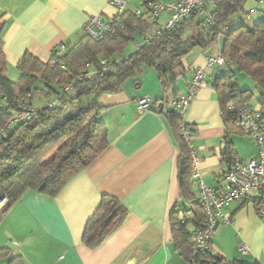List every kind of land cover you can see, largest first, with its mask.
I'll list each match as a JSON object with an SVG mask.
<instances>
[{"label": "crops", "instance_id": "1", "mask_svg": "<svg viewBox=\"0 0 264 264\" xmlns=\"http://www.w3.org/2000/svg\"><path fill=\"white\" fill-rule=\"evenodd\" d=\"M108 1L0 0V38L9 82H18L16 66L25 54L47 64L60 45L69 49L83 38L91 17L114 18ZM142 7L132 2L126 11ZM161 20L162 16L155 21V30L164 23ZM153 31L142 36L141 44L131 45L130 54ZM220 49L221 40L209 51L194 48L174 74L175 89L163 91L157 74L144 70L117 93L89 100L85 105L103 108L100 119L107 132V148L56 196L36 189L20 196L0 220V249L8 250L0 264H187L174 248L170 224L172 211L184 209L178 180L180 150L166 107L160 112L156 109L184 96L194 70H204L206 86L198 90L183 121L193 131L190 145L200 159V180L208 188L219 189L226 171L225 127L213 84L223 72L207 66L206 60ZM144 96L151 98L153 106L138 114L135 102ZM48 103H55L53 96L34 99L38 109ZM250 105L259 108L256 98ZM230 142L238 158L256 153L241 132ZM194 190L197 197L195 182ZM105 197L115 199L127 216L100 247L90 250L83 243L85 227ZM256 203L252 195L226 209L229 221L218 227L211 244L213 253L230 263L264 264V223L257 217ZM242 245L249 249L248 255H241Z\"/></svg>", "mask_w": 264, "mask_h": 264}, {"label": "trees", "instance_id": "2", "mask_svg": "<svg viewBox=\"0 0 264 264\" xmlns=\"http://www.w3.org/2000/svg\"><path fill=\"white\" fill-rule=\"evenodd\" d=\"M250 1L264 4V0H206L210 25L206 23V16L194 12L171 31L147 37L135 52L125 57L127 45L135 34L145 36L155 26V22L127 10L113 20L114 37L95 41L84 35L71 48H66L64 55L56 56V63L42 64L25 54L16 66L20 74L16 83L7 79L0 38V126L12 117L15 108L9 103L16 98L25 100L30 95L34 101L47 95L55 99V103L36 108L37 120L18 124L0 142V198L6 199L0 220L28 189L56 196L72 176L107 148V132L100 119L103 108L85 105L84 99L117 93L144 70L157 74L163 91L175 89L174 74L182 67L183 59L194 48L209 51L220 40L224 67L230 72L218 77L213 88L225 127L224 161L235 156L230 138L240 131L234 112L244 106L253 107L250 105L253 98L264 112V9L262 20L252 27L244 24L231 27L235 17L247 19L246 4ZM55 54L54 51L52 58ZM102 60L109 65L102 66ZM90 67L94 69L92 73L88 70ZM236 72L251 81L253 91L240 88ZM66 85H71V92L63 91ZM165 115L180 150L178 180L184 209L173 210L170 215L175 250L187 264H245L227 262L213 253L193 257L188 229L201 227L204 215L195 195L191 154L180 137V129L187 125L171 110ZM126 216L115 199L103 198L85 227L84 245L90 250L100 247L122 226ZM7 255V249H0V259Z\"/></svg>", "mask_w": 264, "mask_h": 264}, {"label": "built area", "instance_id": "3", "mask_svg": "<svg viewBox=\"0 0 264 264\" xmlns=\"http://www.w3.org/2000/svg\"><path fill=\"white\" fill-rule=\"evenodd\" d=\"M132 2L141 3L143 6V9H135L134 13L137 17H143L155 22L158 21L162 14H167L168 17L163 26L156 29L152 34L154 37L160 35L162 31H171L178 23L194 12L206 16V23L208 25L211 24L207 15L206 0H169L167 3L148 2L145 0H109L108 5L114 9L116 17L125 12L129 3ZM114 18L91 17L83 28V34L95 41H100L107 36L114 37L112 30ZM249 18L250 15L247 16V19ZM65 51L66 47L60 45L55 51L56 54L51 59V63H56V56L64 55ZM206 64L215 68H221L226 65L220 50L216 54L210 55L206 60ZM101 65L106 66L109 64L106 60H102ZM108 72V70L105 71V73ZM205 86V72L202 68H198L193 72L187 93L165 104V106H161L156 111L160 112L166 107L167 110L175 112L180 119H183L198 90ZM71 90V85L63 87L64 92H71ZM9 105L14 107L15 111L9 121L5 125L0 126V142L18 124L38 119V111L30 95L25 100L16 98ZM152 106V100L148 96L141 97L135 102L138 114L147 112ZM234 120L237 129L253 143L256 153L244 159L233 156L227 161L223 184L216 190L208 188L200 180V159L190 145L193 136L191 128L183 126L180 129V137L191 154L192 178L197 183V199L204 215L202 226L189 232L191 252L194 258L204 257L208 253H213L211 250L212 241L221 223L229 221L225 216V211L232 204L241 205L248 197L256 196V214L258 219L264 223V112L260 108L244 106L234 112ZM5 204L6 199L0 198V213ZM239 251L243 256L249 254V249L244 245L239 247Z\"/></svg>", "mask_w": 264, "mask_h": 264}, {"label": "rangeland", "instance_id": "4", "mask_svg": "<svg viewBox=\"0 0 264 264\" xmlns=\"http://www.w3.org/2000/svg\"><path fill=\"white\" fill-rule=\"evenodd\" d=\"M163 3H166V2H163ZM264 9V4H259V3H256L255 1H250L246 4V11L247 13L250 15V19H246L245 17L243 16H237L233 19L232 23H231V27H237L239 26L240 24H244L248 27H252L253 25H255L256 23H258L260 20H262V11ZM253 12V13H251ZM167 15V14H166ZM165 13L162 15V18L163 20H161L160 23H163L164 22V17L166 16ZM240 19H242L240 21ZM164 24V23H163ZM163 24H161V26H163ZM155 30V28H154ZM153 30L149 31L152 33ZM154 32V31H153ZM143 42V38L141 35L139 34H135V36L132 38V41L129 43V45L127 46V49H126V52L125 54H130V52L132 51V49L130 48L131 45H136V44H141ZM134 43V44H133ZM222 43V41H221ZM221 69L223 72L222 74H229L230 72V69L227 68V67H222V68H219ZM90 72L93 70L92 67H90L88 69ZM153 71V70H152ZM154 72V71H153ZM236 75L238 76V83H239V86L240 88L243 90V89H247L248 87L250 89L253 88V85L251 83V81L249 79H247L244 75H241L240 73L236 72ZM95 97V96H93ZM93 97H90V98H86L84 99V104H87L89 102V100H93L94 98Z\"/></svg>", "mask_w": 264, "mask_h": 264}, {"label": "water", "instance_id": "5", "mask_svg": "<svg viewBox=\"0 0 264 264\" xmlns=\"http://www.w3.org/2000/svg\"><path fill=\"white\" fill-rule=\"evenodd\" d=\"M99 95L97 94V95H95V97L97 98Z\"/></svg>", "mask_w": 264, "mask_h": 264}]
</instances>
